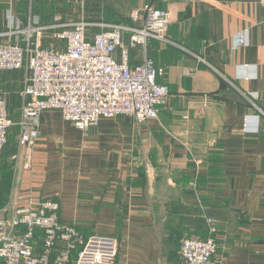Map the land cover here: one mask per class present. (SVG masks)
I'll use <instances>...</instances> for the list:
<instances>
[{
    "label": "crops",
    "instance_id": "0c3cea01",
    "mask_svg": "<svg viewBox=\"0 0 264 264\" xmlns=\"http://www.w3.org/2000/svg\"><path fill=\"white\" fill-rule=\"evenodd\" d=\"M29 1L3 6L0 0V33L9 30L10 18L25 26L30 15L45 25L60 16L133 26V10L166 9L165 39L151 38L147 52L163 68L159 81L170 95L158 106L156 119L102 118L86 133L60 110H45L37 138L26 147H19L18 126H13L0 156L12 166L8 199L0 206L10 205L6 216L12 218L29 199L55 201L60 221L74 225L84 238L119 239L117 264H184L182 241L207 237V216L218 228L215 264H264L260 0H40L36 10ZM243 29H248V43L238 45ZM100 30L90 27L88 33ZM140 52L131 50V65L141 61ZM24 77L23 69L0 71V93L7 96L15 122L21 116Z\"/></svg>",
    "mask_w": 264,
    "mask_h": 264
},
{
    "label": "built area",
    "instance_id": "2783aa9c",
    "mask_svg": "<svg viewBox=\"0 0 264 264\" xmlns=\"http://www.w3.org/2000/svg\"><path fill=\"white\" fill-rule=\"evenodd\" d=\"M259 3L264 11V0ZM130 16L133 26L63 21L60 16L45 25L31 15L21 26L9 19V30L0 33V71L23 69L25 77L18 122L10 118L7 96L0 93V156L15 125L19 147L34 142L45 110H60L84 133L102 118L133 116L139 122L158 118V106L167 102L170 91L159 81L164 70L148 56L147 47L151 38L165 39L169 12L149 5ZM90 27L101 30L89 35ZM3 36L7 39L1 40ZM45 40L50 44L45 46ZM235 40L246 45L248 29L238 32ZM134 48L140 49L141 61L131 65ZM249 120L246 116L245 130L250 129ZM30 167L24 164L25 169ZM199 171L196 165V177ZM9 210V204L0 209V264H117L119 239L103 234L84 238L74 225L60 221L57 202L29 199L24 208L14 209L12 218L6 216ZM206 221L207 237L182 241L184 264H215L218 228L213 218L206 216Z\"/></svg>",
    "mask_w": 264,
    "mask_h": 264
},
{
    "label": "trees",
    "instance_id": "16d2710c",
    "mask_svg": "<svg viewBox=\"0 0 264 264\" xmlns=\"http://www.w3.org/2000/svg\"><path fill=\"white\" fill-rule=\"evenodd\" d=\"M0 168L8 169V171L0 170V206L4 205L7 201V195L10 191L12 180V166L7 161H1ZM4 166V167H3Z\"/></svg>",
    "mask_w": 264,
    "mask_h": 264
},
{
    "label": "rangeland",
    "instance_id": "374dc122",
    "mask_svg": "<svg viewBox=\"0 0 264 264\" xmlns=\"http://www.w3.org/2000/svg\"><path fill=\"white\" fill-rule=\"evenodd\" d=\"M11 0H4V4H3V6L6 4V3H10L9 5H11V3H13V1H16V0H12L11 2H10ZM21 1V0H20ZM29 1V0H28ZM29 2H31V0L29 1ZM33 5L31 6L32 7V9L33 10H36L37 9V6H38V4H39V2H40V0H33ZM36 2H37V4H36ZM24 4H26L27 2H26V0H25V2H23ZM30 4V3H29ZM40 5V4H39ZM28 6V5H27ZM30 6V5H29ZM39 7V6H38ZM6 8H9V6L8 7H5L4 8V10L6 11ZM86 10V9H85ZM80 13L79 12H77V9H75V13H73V15H74V17H76L77 15H79ZM51 16L52 15H50L48 18H51ZM84 21V20H83ZM88 22V21H87ZM6 161V158H5V156L4 157H1V159H0V162L1 161ZM0 165H2L1 163H0ZM4 167V166H3ZM0 170H3V171H8V169H4V168H0ZM60 219V218H59ZM82 235V234H81ZM83 236V235H82Z\"/></svg>",
    "mask_w": 264,
    "mask_h": 264
}]
</instances>
